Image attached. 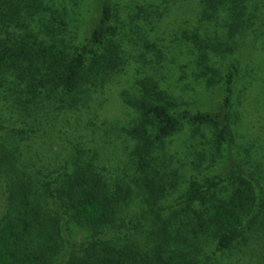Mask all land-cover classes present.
Here are the masks:
<instances>
[{
  "label": "trees",
  "instance_id": "16d2710c",
  "mask_svg": "<svg viewBox=\"0 0 264 264\" xmlns=\"http://www.w3.org/2000/svg\"><path fill=\"white\" fill-rule=\"evenodd\" d=\"M183 1L150 0L146 6L152 16L167 17ZM186 1L195 22L186 28V38L203 77L221 85L220 100L212 109L175 110L157 81L139 82L135 94L124 98L135 113L125 131L134 145L135 189L118 179L108 182L98 150L96 157L86 155L84 145L76 143L78 135L71 139L60 176L52 171L36 179L29 159L16 157L24 164L20 168L0 152V183L5 180L0 264H201L202 252L210 256L206 264H221L241 240L263 237L264 179L237 158L233 147L240 66L223 62L242 47L255 22L264 23V0ZM42 6L43 0H0V95L28 117L77 105L104 88L124 64L115 40L120 16L113 0H102L97 22L79 44L59 43L63 13L52 8L50 17ZM187 125L194 137L210 134L225 166L193 178L178 204L166 208V187L177 185L165 165L166 144ZM38 130L0 125V133L27 143ZM132 204L142 218L118 227L120 211ZM76 227L88 234L78 240Z\"/></svg>",
  "mask_w": 264,
  "mask_h": 264
},
{
  "label": "rangeland",
  "instance_id": "374dc122",
  "mask_svg": "<svg viewBox=\"0 0 264 264\" xmlns=\"http://www.w3.org/2000/svg\"><path fill=\"white\" fill-rule=\"evenodd\" d=\"M146 1L150 0H113L120 16L119 33L115 40L119 41L122 48L124 64L120 71L107 80L104 88L89 96L85 95L77 105L67 106L62 111L33 112L30 115L33 118L25 116V110L21 111L22 115L14 112L10 108L13 102L3 101L2 92L0 125L18 128H31L33 125L36 130L40 127L28 143L20 137H10L7 132L0 133V152L8 155L5 158L17 163L29 159L28 170L36 179L43 178L52 171H55L54 175L60 176L68 165L65 157L70 150L71 139L78 135L76 143L84 145L81 150L86 155L96 157L95 149L98 150L101 160L98 165L108 182L118 179L123 183H130L132 189H135L138 176L133 166L134 145L125 133L135 113L124 102V98L135 94L139 82L146 79L157 81L161 90L169 96L168 99L172 100L175 110L187 108L195 111L215 107L221 97V85L212 82L209 76L203 77L201 73L204 69L196 64L198 54L186 38V28L195 23L189 19L187 1L181 2L180 8L174 9L167 17L152 16V10L148 9ZM262 1L258 0L259 3ZM101 2L102 0H55L49 3L43 0L42 7L50 17L52 8L63 13L66 26L60 32L62 38L56 37L59 43L65 40L71 44H79L86 39L97 22ZM58 31L59 25L55 29L56 33ZM241 46L223 62L225 64L232 61L240 66L237 82L239 100L237 99L232 120L233 147L237 158L264 179L262 21L254 23ZM224 70L222 68L221 73ZM30 141H35L31 147L28 146ZM18 142L22 150H18ZM166 145L165 165L171 171L169 177L176 178L177 182L176 186L166 187L168 190L164 194V206L171 208L178 204L183 195L182 189L193 178L215 174L224 168L225 163L210 134L194 137L190 125L169 139ZM18 165L20 168L24 166L22 162ZM1 182L0 212L5 202V180L2 179ZM160 199L162 203V197ZM131 206L129 211L126 208L120 211L118 227L125 229L132 219L138 222L137 219L142 218V213L135 214L137 204ZM76 234L75 238L80 240L88 234V230L76 227ZM208 252L213 256V251ZM198 258L201 264H206L210 256L202 252ZM221 264H264V235L262 238L252 237L251 240L238 242L232 251L223 255Z\"/></svg>",
  "mask_w": 264,
  "mask_h": 264
}]
</instances>
